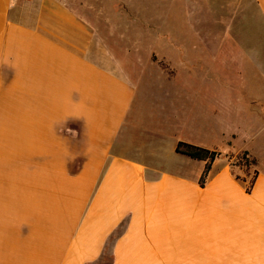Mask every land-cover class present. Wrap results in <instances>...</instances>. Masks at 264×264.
Here are the masks:
<instances>
[{"label":"crops","instance_id":"obj_1","mask_svg":"<svg viewBox=\"0 0 264 264\" xmlns=\"http://www.w3.org/2000/svg\"><path fill=\"white\" fill-rule=\"evenodd\" d=\"M96 35L63 0H0V264H264V36L179 51L151 96ZM178 142L220 153L203 186Z\"/></svg>","mask_w":264,"mask_h":264},{"label":"rangeland","instance_id":"obj_2","mask_svg":"<svg viewBox=\"0 0 264 264\" xmlns=\"http://www.w3.org/2000/svg\"><path fill=\"white\" fill-rule=\"evenodd\" d=\"M96 29L91 55L98 62L115 68L120 61L136 87L147 95H167L174 71L170 66L179 51L190 54L215 53L218 48L230 49V41L218 39L225 32L248 33L260 43L264 36V21L253 0H63ZM246 39V38H244ZM233 42V41H231ZM175 64V63H174ZM209 72V78H216ZM232 79L233 72H223ZM183 76L184 73H179ZM192 81L200 80V73H191ZM248 81H260L248 77ZM264 96V89L262 91ZM264 143V138L262 140ZM231 163L247 169V180L254 167L241 158L230 156ZM250 160V159H249Z\"/></svg>","mask_w":264,"mask_h":264},{"label":"trees","instance_id":"obj_3","mask_svg":"<svg viewBox=\"0 0 264 264\" xmlns=\"http://www.w3.org/2000/svg\"><path fill=\"white\" fill-rule=\"evenodd\" d=\"M175 152L184 156H187L191 159L194 160H200V161H204V168L203 171L201 173V176L198 180V183L200 186H203L208 172L210 170L211 164L212 162L219 157L220 153L216 150H209L206 148H202L199 146H195L192 144H188V143H184V142H178L175 146ZM238 154H241V158L245 161H249L248 165L251 166H255V159L252 158L251 156L248 155L247 151H242ZM250 159V160H249ZM232 165H236L235 163H233ZM256 177V171L253 169V174L251 176V178L249 179V181L247 182L246 186H245V191L249 192L252 184L254 182V179Z\"/></svg>","mask_w":264,"mask_h":264}]
</instances>
